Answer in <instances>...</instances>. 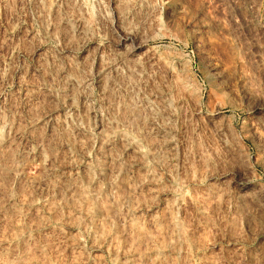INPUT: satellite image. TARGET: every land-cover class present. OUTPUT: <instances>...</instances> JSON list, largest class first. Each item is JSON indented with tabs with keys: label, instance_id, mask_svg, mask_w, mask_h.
Here are the masks:
<instances>
[{
	"label": "rangeland",
	"instance_id": "1",
	"mask_svg": "<svg viewBox=\"0 0 264 264\" xmlns=\"http://www.w3.org/2000/svg\"><path fill=\"white\" fill-rule=\"evenodd\" d=\"M0 264H264V0H0Z\"/></svg>",
	"mask_w": 264,
	"mask_h": 264
}]
</instances>
